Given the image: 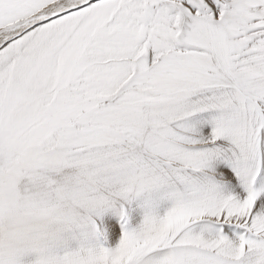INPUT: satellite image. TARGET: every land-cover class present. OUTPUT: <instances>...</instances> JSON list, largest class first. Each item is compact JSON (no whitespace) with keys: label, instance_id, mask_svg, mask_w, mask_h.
I'll return each mask as SVG.
<instances>
[{"label":"snow or ice","instance_id":"obj_1","mask_svg":"<svg viewBox=\"0 0 264 264\" xmlns=\"http://www.w3.org/2000/svg\"><path fill=\"white\" fill-rule=\"evenodd\" d=\"M0 264H264V0H0Z\"/></svg>","mask_w":264,"mask_h":264}]
</instances>
